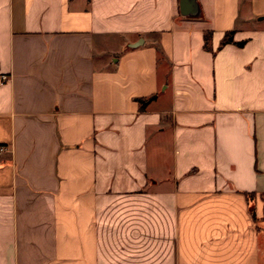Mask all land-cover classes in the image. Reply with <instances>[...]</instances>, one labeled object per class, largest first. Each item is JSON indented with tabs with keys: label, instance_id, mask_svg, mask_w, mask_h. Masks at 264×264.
<instances>
[{
	"label": "crops",
	"instance_id": "1",
	"mask_svg": "<svg viewBox=\"0 0 264 264\" xmlns=\"http://www.w3.org/2000/svg\"><path fill=\"white\" fill-rule=\"evenodd\" d=\"M0 264H264V0H0Z\"/></svg>",
	"mask_w": 264,
	"mask_h": 264
},
{
	"label": "trees",
	"instance_id": "2",
	"mask_svg": "<svg viewBox=\"0 0 264 264\" xmlns=\"http://www.w3.org/2000/svg\"><path fill=\"white\" fill-rule=\"evenodd\" d=\"M231 35H232V32L226 33L225 36H224V38H223V40L221 41V45H224L226 43L232 42ZM237 44L240 45L241 43H237Z\"/></svg>",
	"mask_w": 264,
	"mask_h": 264
},
{
	"label": "built area",
	"instance_id": "3",
	"mask_svg": "<svg viewBox=\"0 0 264 264\" xmlns=\"http://www.w3.org/2000/svg\"><path fill=\"white\" fill-rule=\"evenodd\" d=\"M3 80H6L7 78L5 76L2 77Z\"/></svg>",
	"mask_w": 264,
	"mask_h": 264
}]
</instances>
